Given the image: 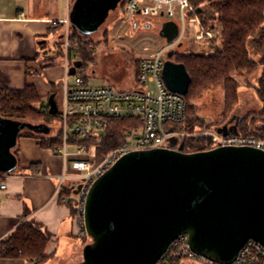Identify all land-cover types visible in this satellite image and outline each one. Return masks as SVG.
<instances>
[{"label": "water", "instance_id": "1", "mask_svg": "<svg viewBox=\"0 0 264 264\" xmlns=\"http://www.w3.org/2000/svg\"><path fill=\"white\" fill-rule=\"evenodd\" d=\"M120 1L76 0L71 24L79 35L90 37ZM180 32L175 21H168L160 36L173 46ZM175 55L169 51L163 78L171 92L186 97L192 78L171 60ZM81 65L75 62L69 74ZM49 106L51 114L58 113L54 97ZM26 129L51 133L44 125L0 120V171L17 169L13 150ZM218 132L230 135L226 127ZM171 144L175 147L177 141ZM85 222L91 242L77 264H157L183 235L200 258L231 264L248 241L264 246V151L227 146L186 153L182 142L178 150L130 152L92 185Z\"/></svg>", "mask_w": 264, "mask_h": 264}, {"label": "built area", "instance_id": "2", "mask_svg": "<svg viewBox=\"0 0 264 264\" xmlns=\"http://www.w3.org/2000/svg\"><path fill=\"white\" fill-rule=\"evenodd\" d=\"M124 13L131 21L139 14L149 16L152 13H160L168 21H175L179 15L183 25L187 16L196 14L189 0H126ZM196 23L200 28L197 40L213 37L210 30L202 27L197 17ZM72 36L73 33L67 20L66 29L63 32L67 75L74 67V63H70L69 60ZM81 37L84 41L76 42L77 53L81 51V47L93 48L88 37ZM181 37L182 33L179 39ZM171 47L166 45L161 50L139 60L137 88L116 90L111 87L90 86L83 75H80L84 73L83 63L81 67L76 68L74 86L70 87L67 82L65 84L64 111L60 114L62 143L50 149L53 152L58 151L64 159V171L60 177L59 191L60 194L65 188L71 191V197L63 198L62 202L74 205L77 226L84 237L87 235L86 201L92 185L119 159L130 152L159 148L178 150L184 139L200 137H209L215 148L251 147L264 151V138L253 135L244 136L240 133L224 135L216 131L190 133L187 131L186 99L171 92L163 78L164 67L168 61L167 55ZM111 120L128 122L120 130L121 135L126 139L122 146L104 155L98 145L88 149L79 144V140L101 137L109 129ZM53 131L51 130V133ZM173 139L177 141L175 147L171 144ZM70 147L74 150L69 151ZM92 149L95 150L94 158H85V154ZM7 188L8 184L0 178V192L6 191ZM77 190L78 194H74ZM200 259L191 249L189 236L183 235L170 244L157 264L198 262ZM231 264H264V246L254 240L248 241Z\"/></svg>", "mask_w": 264, "mask_h": 264}, {"label": "crops", "instance_id": "3", "mask_svg": "<svg viewBox=\"0 0 264 264\" xmlns=\"http://www.w3.org/2000/svg\"><path fill=\"white\" fill-rule=\"evenodd\" d=\"M74 3L75 0H0L1 87L23 90L34 86L49 109L51 97L55 99L60 92L64 99L65 84L74 86L75 80L73 84L69 80L75 75H67L62 51L49 52L51 43L61 47L67 20L72 33L77 31L70 21ZM228 124L215 131L226 127L231 134L239 130ZM17 150L16 171L0 176L8 184L7 190L0 192V264H27L23 259L1 256L2 243L26 222L37 223L50 235L47 263L59 250L67 249L72 263H77L83 259L87 238L78 229L74 205L62 202L65 197L60 194L59 179L64 162L62 165L60 157L32 137L18 138Z\"/></svg>", "mask_w": 264, "mask_h": 264}, {"label": "trees", "instance_id": "4", "mask_svg": "<svg viewBox=\"0 0 264 264\" xmlns=\"http://www.w3.org/2000/svg\"><path fill=\"white\" fill-rule=\"evenodd\" d=\"M189 2L194 7L195 17L200 19L202 27L215 32L220 42L219 44L215 41L208 42L211 48L209 51L196 52L194 49H189L185 53L177 52L171 59L175 64L183 66L192 78L189 93L185 97L188 111L187 131L196 133L198 130L203 131L201 127L206 122L196 115L195 103L210 90L222 88L225 91L222 122L228 120V117L234 113L239 103L238 92L241 87L239 79L249 83L257 74L258 62L253 58L252 47L255 51L254 55L261 56L259 63L264 66V51L260 47L264 40V0H189ZM191 18L195 20L193 16ZM82 41L83 38L74 31L72 42ZM86 51L87 47L79 53L76 52L77 57L83 58ZM138 70L139 63L137 74ZM260 84L264 88V71ZM44 104L45 99L39 95L34 86L28 85L23 90H9L0 86V120L44 125L54 130V135L37 136L32 133L33 130L26 129L20 133L19 138L37 137L43 148H56L62 143V127L61 125L57 127L54 123L61 116L59 113L51 114L49 107L46 108ZM127 123L111 120L109 129L101 137L79 140V144L88 149L98 145L102 154L107 155L126 142L120 130ZM242 124L239 129L240 134L264 138V133L255 134ZM184 143L186 153L215 148L209 137L186 138ZM13 151L17 156V146ZM3 174L6 173L0 171V176ZM61 195L71 197L72 193L65 188L61 191ZM50 238V235L37 223L26 222L2 243L1 256L23 259L27 264H45L50 260L46 255ZM86 238L87 245L88 240L91 239L88 236ZM200 261L213 264L202 258Z\"/></svg>", "mask_w": 264, "mask_h": 264}, {"label": "rangeland", "instance_id": "5", "mask_svg": "<svg viewBox=\"0 0 264 264\" xmlns=\"http://www.w3.org/2000/svg\"><path fill=\"white\" fill-rule=\"evenodd\" d=\"M126 1L122 5L120 10H116L106 21V23L99 29V31L88 37L91 45L87 47L86 55L81 58L77 57L76 43L70 42L71 50L69 51V60L72 62L81 61L85 66L83 75L88 85L94 87H111L116 90H131L137 88L136 83L137 76V64L139 60L149 56L155 51L161 50L167 45L166 41L160 36V30L164 23L168 22L167 18L160 13H152L149 16L136 15L135 19L139 22V28L132 31V23L124 13ZM195 20H192L191 17ZM195 15L187 16L185 20V26L182 25V21L179 19V15L175 19V22L180 26L182 37L178 39L175 44L170 48L178 53H185L189 49H194L196 52L209 51L210 45L208 42L215 41L219 44L218 36L215 32L212 33V38H203L197 40L198 24L195 23ZM207 30V29H206ZM264 36V34H263ZM61 47L57 44L51 43L50 54H60L62 51V57H66V52L63 49V40ZM196 43V44H194ZM181 45V46H179ZM193 45V46H192ZM260 47L264 51V40ZM83 47H81V50ZM253 58L258 62L257 74L255 78L251 79L247 83L244 79H239L240 89L238 92L239 103L235 108L228 120L224 123L221 121V116L224 107L225 91L222 88L210 90L205 94L196 104V115L202 117L206 123L201 127L203 131L198 133H213L216 127L222 126L228 123L233 116H237L241 119L242 126H247L250 131L255 134L264 133V88L260 84V78L264 71V66L259 63L261 56L254 55L253 47L251 48ZM77 57V58H76ZM75 77H70V84H73ZM55 101L58 107V113L62 114L64 111V99L62 94L56 96ZM48 102L44 104L47 107ZM61 119V118H60ZM56 119L55 123L57 127L61 125V120ZM245 119V121H244ZM32 126H40V124H33ZM37 136H50L44 133L33 131ZM54 131L50 133L53 135ZM38 139L37 137H34ZM40 141V139H38ZM50 151H52L49 148ZM74 148L70 147L69 151H73ZM53 152V151H52ZM57 157L64 162L63 157L58 154V151H54ZM88 156V157H87ZM95 150L92 149L85 154V158H94ZM16 171V170H15ZM14 171V172H15ZM63 171V169H62ZM49 173V171H47ZM79 173V172H77ZM60 180V179H59ZM87 237V235H86ZM74 240H70V243ZM80 239H78V242ZM90 243L91 240H88ZM64 254L61 255V253ZM71 251L59 250V254L54 257L47 264H77L82 262L80 259L77 263H72ZM184 262L183 264H185ZM186 264H210L202 261L187 262Z\"/></svg>", "mask_w": 264, "mask_h": 264}, {"label": "flooded vegetation", "instance_id": "6", "mask_svg": "<svg viewBox=\"0 0 264 264\" xmlns=\"http://www.w3.org/2000/svg\"><path fill=\"white\" fill-rule=\"evenodd\" d=\"M76 1V0H75ZM125 1L126 0H121L120 2H119V4H118V6H117V8H116V10L118 9V10H120V8H122V5L125 3ZM116 10L114 11V12H116ZM113 12V13H114ZM113 13H111L108 17H107V19L113 14ZM107 19H106V21H107ZM106 21H105V23H106ZM133 23H132V31H135L136 32V29H138L139 28V25H141V24H139V22L138 21H136V19L134 18L133 20ZM104 23V24H105ZM103 24V25H104ZM102 25V26H103ZM101 26V27H102ZM100 27V28H101ZM99 28V29H100ZM99 29H98V31H99ZM162 29V28H161ZM97 31V32H98ZM176 53H177V51H176ZM231 124H233L236 128H238V129H240V126H241V119L240 118H238L237 116H233L232 117V119L229 121V124H228V126L229 125H231ZM239 131V130H238Z\"/></svg>", "mask_w": 264, "mask_h": 264}]
</instances>
